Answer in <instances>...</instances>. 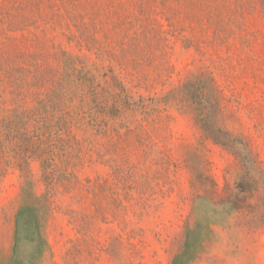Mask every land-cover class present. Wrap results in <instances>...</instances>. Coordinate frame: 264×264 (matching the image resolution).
<instances>
[{
    "label": "rangeland",
    "instance_id": "1",
    "mask_svg": "<svg viewBox=\"0 0 264 264\" xmlns=\"http://www.w3.org/2000/svg\"><path fill=\"white\" fill-rule=\"evenodd\" d=\"M0 264H264L262 0H0Z\"/></svg>",
    "mask_w": 264,
    "mask_h": 264
},
{
    "label": "trees",
    "instance_id": "2",
    "mask_svg": "<svg viewBox=\"0 0 264 264\" xmlns=\"http://www.w3.org/2000/svg\"><path fill=\"white\" fill-rule=\"evenodd\" d=\"M263 1V3H264V0H262ZM25 209V208H24ZM24 209L21 211V212H23L24 211Z\"/></svg>",
    "mask_w": 264,
    "mask_h": 264
}]
</instances>
